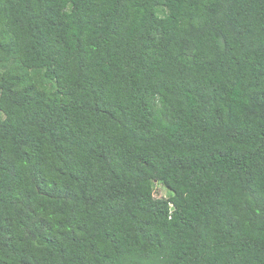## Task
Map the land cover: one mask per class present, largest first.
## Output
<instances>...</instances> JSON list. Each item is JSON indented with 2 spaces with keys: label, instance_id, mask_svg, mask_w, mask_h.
<instances>
[{
  "label": "trees",
  "instance_id": "1",
  "mask_svg": "<svg viewBox=\"0 0 264 264\" xmlns=\"http://www.w3.org/2000/svg\"><path fill=\"white\" fill-rule=\"evenodd\" d=\"M0 264H264V0H0Z\"/></svg>",
  "mask_w": 264,
  "mask_h": 264
},
{
  "label": "rangeland",
  "instance_id": "2",
  "mask_svg": "<svg viewBox=\"0 0 264 264\" xmlns=\"http://www.w3.org/2000/svg\"><path fill=\"white\" fill-rule=\"evenodd\" d=\"M161 193L162 194H166L167 192H166V189H164L163 187H162V189H161Z\"/></svg>",
  "mask_w": 264,
  "mask_h": 264
}]
</instances>
